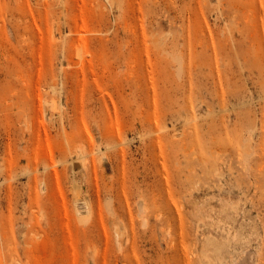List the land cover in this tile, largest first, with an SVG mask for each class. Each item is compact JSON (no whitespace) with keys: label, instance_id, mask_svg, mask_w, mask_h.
Instances as JSON below:
<instances>
[{"label":"rangeland","instance_id":"obj_1","mask_svg":"<svg viewBox=\"0 0 264 264\" xmlns=\"http://www.w3.org/2000/svg\"><path fill=\"white\" fill-rule=\"evenodd\" d=\"M263 67L264 0H0V264H264Z\"/></svg>","mask_w":264,"mask_h":264},{"label":"bare ground","instance_id":"obj_2","mask_svg":"<svg viewBox=\"0 0 264 264\" xmlns=\"http://www.w3.org/2000/svg\"><path fill=\"white\" fill-rule=\"evenodd\" d=\"M44 8V7H43ZM237 27V26H236ZM210 35V34H209ZM197 37V36H196ZM211 40V39H210ZM211 44H213V43H211ZM212 52H213V50H212ZM262 61V60H261ZM260 62V61H259ZM263 64V63H262ZM263 69H264V67H263ZM263 71V70H262ZM262 73H264V72H262ZM216 78H217V76H216ZM223 95V94H222ZM264 95V94H263ZM244 152H246V151H244ZM254 153V152H253ZM217 154V153H216ZM240 155V154H239ZM249 155V154H248ZM243 160V159H242ZM244 160H246L245 158H244ZM247 166V165H246ZM236 182V181H235ZM239 185V184H238ZM240 187V186H239ZM225 212V211H224ZM219 221V220H218ZM225 221V220H224ZM230 231V230H229ZM235 237V236H234ZM225 248V245H223V246H220L219 247V249L218 250H224V248ZM220 248H222V249H220ZM203 251H205V250H203ZM204 253V252H203ZM216 253V252H215ZM222 253H223V251H222ZM221 253V254H222ZM219 256H220V254H219ZM214 257V256H213ZM217 259V258H216ZM235 259V258H234ZM214 260V259H213ZM222 260V259H221ZM212 261V260H211Z\"/></svg>","mask_w":264,"mask_h":264}]
</instances>
